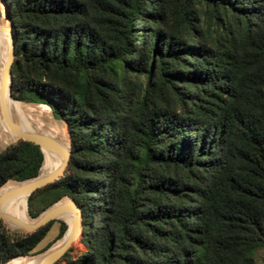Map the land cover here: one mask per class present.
Returning <instances> with one entry per match:
<instances>
[{"label":"trees","instance_id":"16d2710c","mask_svg":"<svg viewBox=\"0 0 264 264\" xmlns=\"http://www.w3.org/2000/svg\"><path fill=\"white\" fill-rule=\"evenodd\" d=\"M3 2L11 95L71 140L27 202L33 218L66 196L80 208L84 250L54 264H264V0ZM42 159L6 146L0 185ZM52 222L20 234L0 220V264L48 248Z\"/></svg>","mask_w":264,"mask_h":264},{"label":"bare ground","instance_id":"6f19581e","mask_svg":"<svg viewBox=\"0 0 264 264\" xmlns=\"http://www.w3.org/2000/svg\"><path fill=\"white\" fill-rule=\"evenodd\" d=\"M7 48L0 47V53L3 56L8 57L10 54V42H6ZM5 70V68H4ZM8 80L4 76V71L0 70V150L9 145L17 138V135L11 131L9 124L7 123L6 113H9L13 118L15 124L21 132L25 133H37L47 135L53 139H57L62 142L65 151L70 149V137L65 127V122L51 118L46 112L41 110L30 103H21L13 101L8 96L7 92ZM52 115V114H51ZM52 159V157H51ZM55 169L63 170L64 164L62 162L58 167L48 166L43 172L42 177L54 173ZM35 179L27 181H14L8 180L0 185V209H5L2 215L7 216L14 222H6L11 229L21 228L24 226L36 224L40 217L33 218L28 214L27 202L29 198L28 187L34 183ZM6 200V201H5ZM69 202V198H63L58 203L53 205L47 211L55 209L61 205H65ZM76 214L74 212L63 214L59 219L65 221L69 226L75 219ZM16 223V224H15ZM80 231L77 232V236ZM63 244V239L58 240L49 251H52ZM48 251V252H49ZM34 257H25L24 261L19 258H11L6 264H24L26 261H30Z\"/></svg>","mask_w":264,"mask_h":264},{"label":"water","instance_id":"95a60500","mask_svg":"<svg viewBox=\"0 0 264 264\" xmlns=\"http://www.w3.org/2000/svg\"><path fill=\"white\" fill-rule=\"evenodd\" d=\"M6 31H7L8 36H9L10 47H11L10 48V54H9V60H8V63L6 64L5 71H4V76L8 80V85H7L8 96L11 97V99L13 101H17V102H21V103H32V102H23V101L14 99L11 95V91H10V88H11V65H12L13 57H14V44H13V35H12L11 27L9 26ZM5 116L7 118V123L9 124L11 131H13L17 135V138L14 140V142H17L19 140L32 142L33 144H35L39 147V149L42 153V156H43L42 164L40 166L38 175L36 177L30 178V179L36 180L34 183H32L28 187L29 196H30L33 192L37 191L38 189H41V188L51 184L53 181L59 179V177L63 174V171L65 170L66 165L68 163L70 149L66 152L61 141H59L57 139H53L47 135L37 134V133L21 132L18 129L17 125L15 124L11 115H9V113H6ZM51 157H52V159H51ZM62 162L64 164L63 170L55 169L54 173H51L50 175L42 177V175H41L42 172L48 166L51 165L53 167H56V166L58 167L59 165L62 164ZM30 179H27V180H30ZM27 180H24V181H27ZM14 181H16V180H14ZM62 199H60V200H62ZM2 201H4V200H2ZM2 201L0 202V205L2 204ZM59 201L53 203L52 205L47 207L45 210H43L37 216V217L41 216V218L39 219V221L36 224L29 225V226L27 225V226H24L21 228L13 229V230L16 232H19V231L32 232V231L38 229L39 227L49 223L52 220L59 219V217L63 214L74 212L76 214V217L72 221L71 225L67 226V228H66L65 232L62 234V236L60 238L56 239L45 250H43L39 253L33 254V255L15 256L16 259L19 258V259H21V261H24L25 257H34L30 261H26L24 264H54L58 260L61 259V257L67 251V249L75 241V239L77 238V232L80 231V218H81L80 208L76 205V203L74 202L73 199L69 198V202L67 204L61 205L55 209H51L50 211H47L49 208H51L53 205H55ZM0 219H2L4 222H11V223L14 222L12 219L8 218L5 215H2L1 213H0ZM60 239H63L64 245H62V246H60V247H58L52 251H49L50 248ZM6 263H8V261H6L4 264H6Z\"/></svg>","mask_w":264,"mask_h":264},{"label":"rangeland","instance_id":"374dc122","mask_svg":"<svg viewBox=\"0 0 264 264\" xmlns=\"http://www.w3.org/2000/svg\"><path fill=\"white\" fill-rule=\"evenodd\" d=\"M11 27V24H10V20L8 18V15H7V11H6V6L3 2V0H0V47L1 48H7V44L6 42H10L9 40V36H8V33H7V28L8 27ZM10 47V45H9ZM11 48V47H10ZM14 58V57H13ZM8 60H9V56L6 57V56H3L1 53H0V70H4V68L6 67V64L8 63ZM7 80V79H6ZM32 105V104H31ZM14 141H12L10 144H12ZM9 144V145H10ZM8 146V145H7ZM4 149V148H3ZM2 149V150H3ZM0 150V152L2 151ZM65 171V170H64ZM63 171V172H64ZM63 198H67V197H63ZM5 212V209H0V213H3ZM4 225V227L9 230L10 232H16L14 231L13 229H11L9 227V225H7L6 222H4L2 219H0ZM60 221H63V220H60V219H55L53 220V222L51 223L45 237L43 238V240L37 245L36 247V250L37 251H40L42 249H44L47 245L49 244H52L54 241H55V238L56 236L58 235L59 233V230H60ZM65 222V221H64ZM66 223V222H65ZM67 224V223H66ZM67 226H69L67 224ZM17 233H20V234H24V233H27L25 231H19ZM80 238H81V233L77 236V238L75 239V241L71 244V246L67 249V251L65 252L67 254V257H74L76 256L79 252L83 251L84 250V247L83 245L81 244L80 242ZM64 253V254H65ZM263 256V253H259L257 256H256V262L257 264H261V257Z\"/></svg>","mask_w":264,"mask_h":264}]
</instances>
